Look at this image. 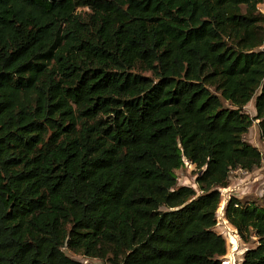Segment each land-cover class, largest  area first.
<instances>
[{
    "label": "trees",
    "instance_id": "trees-1",
    "mask_svg": "<svg viewBox=\"0 0 264 264\" xmlns=\"http://www.w3.org/2000/svg\"><path fill=\"white\" fill-rule=\"evenodd\" d=\"M263 2L0 0V264H222L220 188L263 163ZM259 201L225 207L242 264Z\"/></svg>",
    "mask_w": 264,
    "mask_h": 264
},
{
    "label": "rangeland",
    "instance_id": "rangeland-1",
    "mask_svg": "<svg viewBox=\"0 0 264 264\" xmlns=\"http://www.w3.org/2000/svg\"><path fill=\"white\" fill-rule=\"evenodd\" d=\"M259 8L264 13V2L259 5ZM244 111L249 113L251 116H254L256 114L254 99L244 107ZM245 138L262 151L264 158V135H262L259 129L258 120L254 122V125L251 127L249 132L245 134ZM262 166H264V163H262L261 167ZM177 174L179 185H189L198 189V186L196 184L198 169L194 165L187 162L183 168L177 171ZM263 181L264 180H256L254 178L249 179L248 174H245L243 172H235L233 173L232 180L230 181L231 184L229 187H231V189H235L233 190L232 195L240 197L243 201H256L259 203L261 194L260 189L264 183ZM220 207L221 206H219L217 211V224L215 226V229L225 237L228 248L227 254L222 257V264L227 263V261L229 262V264H242L245 252L249 248L256 245V241L258 238L254 236L250 241H244L236 227H234L228 220H224ZM65 252L69 256L81 260L85 264H111L109 261L103 259L86 257L81 254H76L68 248H65Z\"/></svg>",
    "mask_w": 264,
    "mask_h": 264
},
{
    "label": "built area",
    "instance_id": "built-area-1",
    "mask_svg": "<svg viewBox=\"0 0 264 264\" xmlns=\"http://www.w3.org/2000/svg\"><path fill=\"white\" fill-rule=\"evenodd\" d=\"M264 159V158H263ZM241 172H243V173H245V174H248V177L251 175V172L250 171H246V170H244V171H241ZM264 182V181H263ZM228 188V189H227ZM227 188H220V191H221V196H222V200H221V213H222V217H224V220L225 221H227L228 219L226 218V216H225V205H226V203L229 201V199L232 197V192H233V190H235V189H231V187H227ZM260 192H261V194H260V198L262 199V203L264 204V183H263V185H262V187H261V189H260Z\"/></svg>",
    "mask_w": 264,
    "mask_h": 264
},
{
    "label": "crops",
    "instance_id": "crops-1",
    "mask_svg": "<svg viewBox=\"0 0 264 264\" xmlns=\"http://www.w3.org/2000/svg\"><path fill=\"white\" fill-rule=\"evenodd\" d=\"M263 163H264V159H263ZM256 173V174H255ZM250 178H254L256 180H264V166H262L261 168H258L254 171L251 172V175L248 177Z\"/></svg>",
    "mask_w": 264,
    "mask_h": 264
},
{
    "label": "bare ground",
    "instance_id": "bare-ground-1",
    "mask_svg": "<svg viewBox=\"0 0 264 264\" xmlns=\"http://www.w3.org/2000/svg\"><path fill=\"white\" fill-rule=\"evenodd\" d=\"M232 239V238H231ZM235 240V239H234ZM236 242V241H235ZM224 264H229V262L227 261V263H224Z\"/></svg>",
    "mask_w": 264,
    "mask_h": 264
}]
</instances>
